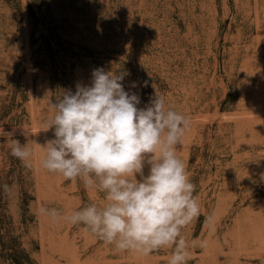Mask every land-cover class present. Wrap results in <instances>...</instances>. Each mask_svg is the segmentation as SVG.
Segmentation results:
<instances>
[{
    "label": "rangeland",
    "instance_id": "rangeland-1",
    "mask_svg": "<svg viewBox=\"0 0 264 264\" xmlns=\"http://www.w3.org/2000/svg\"><path fill=\"white\" fill-rule=\"evenodd\" d=\"M48 1L63 45L86 55L56 80L35 66L42 40L32 41L47 31L33 30L29 5L37 12L43 1L0 0V264L168 262L171 248L119 251L83 225L37 214L106 203L104 193L41 166L54 139L45 131L51 101L90 85L97 68L124 74L138 107L157 92L190 118L176 146L200 206L181 233L187 264H264V0ZM15 140L32 150L31 168L11 155Z\"/></svg>",
    "mask_w": 264,
    "mask_h": 264
},
{
    "label": "clouds",
    "instance_id": "clouds-1",
    "mask_svg": "<svg viewBox=\"0 0 264 264\" xmlns=\"http://www.w3.org/2000/svg\"><path fill=\"white\" fill-rule=\"evenodd\" d=\"M124 78L95 69L90 85L78 83L74 93L67 90L51 101L55 112L45 126V131L54 129V139L44 146L41 166L104 193L106 203L68 216L44 207L37 214L54 223L62 219L83 225L119 251L147 256L171 248L167 264H187L188 243L181 233L199 217L200 206L176 146L190 118L166 108L157 92L144 108L138 107L140 97L125 91ZM11 155L32 167L27 143L15 140Z\"/></svg>",
    "mask_w": 264,
    "mask_h": 264
},
{
    "label": "trees",
    "instance_id": "trees-1",
    "mask_svg": "<svg viewBox=\"0 0 264 264\" xmlns=\"http://www.w3.org/2000/svg\"><path fill=\"white\" fill-rule=\"evenodd\" d=\"M42 1L37 5V12L40 16H36L37 12L32 10L31 5H29V13L33 18V30L37 31L38 26L41 25L43 31H47V34L41 33L37 39L32 41L35 44L36 41L42 40V44L36 50L39 60L35 62V66L49 72L51 78L56 80L59 75H65L69 69H73L78 64H83V57L86 55L81 53V50L85 48L81 47L80 51H73L71 47L63 45L65 42L61 38L62 27L55 23L50 13L53 4L48 0ZM59 6L63 7L64 5L60 3ZM12 263L23 264V261L13 257Z\"/></svg>",
    "mask_w": 264,
    "mask_h": 264
}]
</instances>
